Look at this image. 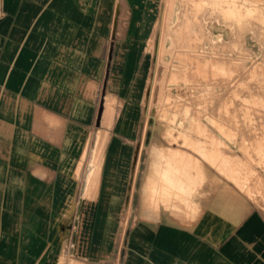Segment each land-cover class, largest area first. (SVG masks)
<instances>
[{"label": "rangeland", "instance_id": "374dc122", "mask_svg": "<svg viewBox=\"0 0 264 264\" xmlns=\"http://www.w3.org/2000/svg\"><path fill=\"white\" fill-rule=\"evenodd\" d=\"M150 4L133 62L117 61L115 48L111 61L103 48L100 65H85L92 117L81 133L82 156L59 162L57 176L31 156L20 161L22 176L0 169V205L13 204L2 208L5 218L43 220L37 231L58 237L26 240L37 249L28 264H108L107 256L88 254L121 250L131 216L176 207L195 193L199 203L207 193L201 201L215 208L228 199L240 214L253 209L264 219V0ZM113 153L126 158L120 199L94 208L97 194L113 199ZM82 219L102 221L99 246L89 243L92 224Z\"/></svg>", "mask_w": 264, "mask_h": 264}, {"label": "crops", "instance_id": "0c3cea01", "mask_svg": "<svg viewBox=\"0 0 264 264\" xmlns=\"http://www.w3.org/2000/svg\"><path fill=\"white\" fill-rule=\"evenodd\" d=\"M151 1L0 0L1 171L9 174L13 170L14 175L22 176L25 172L20 161H29L31 156L50 165L51 169L47 168L57 176L59 162L82 156L81 133L92 117V108L84 98L85 65H100L103 48L110 50L111 61L115 48L117 61L133 62L132 49L139 48L138 42L146 32L144 24L150 16ZM71 147L73 153L69 152ZM124 159L113 153V199L100 197L99 201L97 194L94 208L96 201H106L109 208H114L120 199L117 193L122 191L123 178L119 162ZM133 194L132 185L131 207ZM195 194L188 202L179 201L176 207L161 204L154 212L143 209L142 202L144 213L131 216L135 220L128 223L121 250L99 254L100 249H95L87 254L90 259L107 256L104 260L108 264H264V219L260 213L252 209L240 214L238 204L228 199H220L215 208L201 201L209 198L207 193L200 198L199 209ZM9 202L0 205V262L28 264L27 257L37 249L26 240L58 237L53 232L47 235L37 231L43 220L11 219V211L5 218L6 210L2 208L13 206ZM22 202L19 200V208ZM85 221L92 224L87 235L89 243L99 246L104 234L99 227L102 221ZM49 245L41 246L39 254L43 251L47 255ZM22 255L25 258L18 261L17 256Z\"/></svg>", "mask_w": 264, "mask_h": 264}]
</instances>
